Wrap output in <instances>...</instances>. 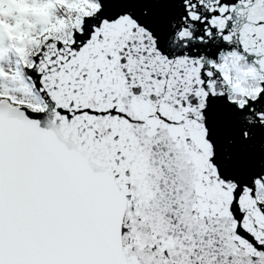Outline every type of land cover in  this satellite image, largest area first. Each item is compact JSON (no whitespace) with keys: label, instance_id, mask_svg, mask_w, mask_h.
Listing matches in <instances>:
<instances>
[{"label":"snow or ice","instance_id":"6c2138e0","mask_svg":"<svg viewBox=\"0 0 264 264\" xmlns=\"http://www.w3.org/2000/svg\"><path fill=\"white\" fill-rule=\"evenodd\" d=\"M0 0V264H264V0Z\"/></svg>","mask_w":264,"mask_h":264},{"label":"rangeland","instance_id":"374dc122","mask_svg":"<svg viewBox=\"0 0 264 264\" xmlns=\"http://www.w3.org/2000/svg\"><path fill=\"white\" fill-rule=\"evenodd\" d=\"M22 4H23V0H20V2L14 6V9L17 15H20L24 18H29L32 16H42L46 14V9L44 8L43 9H41V7L34 8L29 4L23 8ZM39 8L41 10H39L38 12L37 10Z\"/></svg>","mask_w":264,"mask_h":264},{"label":"trees","instance_id":"16d2710c","mask_svg":"<svg viewBox=\"0 0 264 264\" xmlns=\"http://www.w3.org/2000/svg\"><path fill=\"white\" fill-rule=\"evenodd\" d=\"M28 4H26V3H24L23 2V4H22V6H23V8L25 7V6H27ZM34 8H37V7H39V6H33ZM41 9H43L42 7H41ZM40 8L37 10L38 12H39V10H41Z\"/></svg>","mask_w":264,"mask_h":264}]
</instances>
